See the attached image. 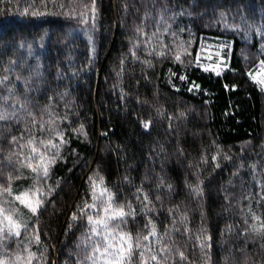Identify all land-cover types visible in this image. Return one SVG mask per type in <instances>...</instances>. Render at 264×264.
Listing matches in <instances>:
<instances>
[{
	"label": "trees",
	"instance_id": "obj_1",
	"mask_svg": "<svg viewBox=\"0 0 264 264\" xmlns=\"http://www.w3.org/2000/svg\"><path fill=\"white\" fill-rule=\"evenodd\" d=\"M56 2L69 5L77 14L89 15L91 0ZM124 5H127L126 12ZM97 8V30L93 33L96 55L92 68L88 66V35L82 31L86 25L78 23L76 18L58 14L37 19L35 23L41 24L42 29L49 32L61 27L65 32H72L75 43L68 50V42L59 34L53 39L60 43L52 45L49 51L37 49L40 63L45 66L44 81L33 79L30 82L33 91L27 97L23 86L17 82L19 100L13 98L7 102L11 104L30 99L31 103H25V107L31 109L37 121L42 118L47 121L45 109L49 103L48 97H52V106L48 110L60 118L67 115L63 123L57 121V125H54L67 129L65 138H70V144L62 149L67 162H57L51 170V179L47 181L51 184L63 178L61 188L51 197L55 201V210L46 205L48 210L39 217L41 244L48 249L44 254L47 264H84L86 252L81 239L89 230L88 222L84 218L73 223L70 216L84 199L91 203L87 178L96 170L97 164L100 166L98 188L106 187L114 193L116 205L131 202L136 210L134 221L129 219L126 225L118 227L132 236L134 245L137 236L142 238L148 234L141 212L142 204L134 195L142 184L152 201L150 207L154 211L151 216L158 233L163 236L165 229H168V235L163 236V240L168 242L170 248L182 251L188 264H205L195 241L201 224V203L207 214L205 223L213 237L210 264H224L225 256L229 257L228 264H246L239 251L241 247L245 248L250 260L260 264L264 259L260 245L264 240L252 234L245 243L241 230L245 229L244 219L249 215V204L251 212L264 221V200H261L264 195L261 190L264 184V92L248 75L264 60L260 52L262 41L254 31L250 39L245 40L243 32L226 29L217 20L219 11L231 9L229 23L245 27L240 21V16L245 15L250 23L259 26L264 19V0H97ZM45 10L49 13L59 11L53 7L51 0ZM181 10L185 14L178 15ZM161 13L179 40L185 42L188 53L183 57L185 66L181 67L170 59L161 62L158 58L148 57L143 51H137L140 60L151 59L155 65L142 73L139 61L132 63L131 56L126 54L130 42L136 39L137 27L151 36L156 32L155 25L160 24V33H163ZM233 16L236 17L235 21L232 20ZM28 23L31 24V20ZM30 31L34 33L35 29L19 25L0 31V77L8 74L5 68L11 67L10 60L22 62L27 58V49H19L17 45L31 39ZM159 38L166 44H172V37L168 34H162ZM211 40L222 41L226 45L224 56L229 67L220 75L204 71L196 63L204 43ZM229 44L231 47L227 46ZM122 57L126 71L123 80L119 81L116 72L120 70ZM35 63V57L27 58V65ZM169 69L176 73L171 77V83ZM57 71L64 72L65 78L57 80ZM74 71L79 73L78 77L72 76ZM17 74L24 79L30 72L27 66L17 67ZM180 75H186L188 80L181 81L178 78ZM191 82L200 85L201 90L187 91ZM173 85L179 89L178 92ZM225 85L229 87L226 89ZM233 85H236L234 90ZM121 87L127 93L124 99L120 96ZM64 92L69 94L62 96ZM4 95L7 92L0 87V96ZM158 108L173 117L171 128L167 119L157 115ZM181 112L185 113L184 117H180ZM20 115L23 122H13L8 127L0 128V156L10 151L19 153L21 158L30 154L27 148L16 149L9 144V132L19 137L22 131L32 127L27 113ZM149 118L152 125L145 130L141 121ZM80 123L85 127L87 140L83 137L77 139L72 133L71 129L78 128ZM102 133H107V136ZM34 135L37 138L41 136L38 127ZM44 135L47 136L46 133ZM26 140L25 133L22 143ZM213 140L230 156L229 160L219 158L217 162L220 168L215 170L211 159L215 152ZM177 147L183 150L182 154ZM72 150L78 155L70 154ZM202 156H207V164L201 162ZM252 164L256 165L254 169L250 167ZM16 167L23 172V178L13 179L11 188L23 186L25 190L31 183L37 185L40 192L47 191L42 182L33 181L30 169L20 168L18 164ZM9 171L4 168L3 174H0V189L8 186L6 174ZM197 172L204 186L202 202L190 194L188 187L196 184ZM158 177H163L164 184L173 185L171 192L164 187L158 189ZM157 195L159 200L156 199ZM8 196L0 195V203ZM169 209L174 210L178 231L172 230ZM180 215L188 217V232L179 225ZM32 222L27 239L22 233L24 244H28L33 235ZM69 223H72L71 229L67 227ZM249 223L253 221L249 220ZM229 225L232 229L226 232ZM257 227H260L259 223ZM29 250L37 258L43 251L35 244L29 245ZM139 250L136 249L137 252ZM9 253L27 257V252L17 250L14 242L9 245L8 252L0 253V257L7 258ZM173 257L172 264H181L175 252ZM138 259L134 255L132 264H138ZM32 264H37V260L33 259Z\"/></svg>",
	"mask_w": 264,
	"mask_h": 264
},
{
	"label": "snow or ice",
	"instance_id": "obj_2",
	"mask_svg": "<svg viewBox=\"0 0 264 264\" xmlns=\"http://www.w3.org/2000/svg\"><path fill=\"white\" fill-rule=\"evenodd\" d=\"M53 7L58 9V12L49 13L45 9L49 3V0H30V2H26V0H0V17H7L6 19H0V31H3L6 27L11 28L17 25L25 27V28H34L35 32H29L31 36L30 40H24L17 45L19 49H27V58L35 57L36 63L33 65H27V58H24L22 62H18L16 60H10L9 64L10 68H5V72L7 75L0 77V87H3L7 92V95L0 96V128L8 127L11 123H21L23 122V117H21L20 113L26 112L27 115L31 118L30 123L32 125L31 129H25L21 132V135L18 137L11 132L8 133L9 144L14 145L16 149H29L30 154L23 156L15 151H10L0 156V174H3V169H10L9 173L6 174V182L7 187L0 189V195L7 194L9 196L12 195L11 192V182L13 179H21L23 178V172L20 171L19 168L16 167L18 164L20 168L27 167L30 169L33 174L32 179L34 182H42L47 191L43 192L39 195L35 200L27 198V191H32L33 188L30 187L24 194H19L14 197L16 201H19L31 216L34 218L32 222L31 231L33 235L29 239L28 244H24L21 237L22 232L24 234V238H28V233L30 231L29 225L24 222L20 217L16 219L13 218V214H15V209H8L7 211L12 214H5V209L0 207V253L8 252V247L11 243H15L16 249L27 252V257L25 258L22 255L9 253L7 258L0 257V264H32L33 259L37 260V264H47L44 254L47 253V246L41 244L40 234H39V217L40 215L48 210V206H51L55 210V201L51 199L53 195L57 193V189L61 188L62 179H57L53 183H47L48 180L51 179V170L57 164V162L66 163V158L62 155V149L66 148L70 144V138H65V132L67 129L60 128L57 125V121L63 123L64 120L67 119V115L63 118H60L58 114H54L50 109L52 106V97H48V106L45 109L47 111L48 120L45 121L43 118L40 121H37L35 118V114L31 111V109L25 107V103H31L30 99L25 100L24 102L18 103H7L10 99L19 100L18 93L16 91V83L19 82L23 86L25 90V96L27 97L29 93L33 91L30 87V82L35 79L36 81L43 82L45 79V66L40 63L39 53L37 49L49 51L52 45L59 44V40H54L53 37L59 34L63 35V39L67 41V49L70 50L71 46L75 43V38L72 32H65L63 27L54 30L53 32H49L48 30L42 29L41 24L35 23L37 19H43L49 15H64L66 18H76L77 22L80 24H84L87 27L83 29L88 35V45H89V59L88 66L92 68L96 55V47L95 41L93 39V33L97 30V20H98V8H97V0H91V5L88 9L89 15L85 16L83 13L77 14L69 5L57 3L56 0H51ZM10 6V7H9ZM126 12L127 5L123 6ZM220 7V5H218ZM15 10V11H12ZM231 9L222 10L218 13L217 23H222L226 29H231L235 33H244V39L249 40L252 32H256L257 35L261 37V45L260 52L264 55V19H262L259 26L256 24L250 23L248 17L245 15L240 16L241 24L245 25V27H241L236 23H229V13ZM178 15L185 14L184 10H181ZM191 15V13H188ZM26 18V19H22ZM147 18V17H146ZM236 17L233 16L232 20L235 21ZM31 20V24L28 21ZM51 23V21H48ZM161 23L164 25L163 33H160V24L155 25L156 32L152 33L149 36L148 33L144 32L141 27H137V36L135 41L130 42L128 56H131L132 63H136L139 61L142 69V73L146 72L148 69L154 68L155 65L152 63L151 59H143L140 60L137 56V51H143L146 53L148 57L158 58L161 60H172L174 63H178L181 67L185 66V60L183 57L187 55V47L185 46V42L179 40L177 33L171 29V25L167 24L163 19V13H161ZM182 32L183 29H180ZM162 34H168L172 37V44H166L163 40L159 38ZM35 46V47H34ZM231 47V45H227ZM69 61H71V57H69ZM27 66L30 72V75L27 78L22 79L19 74H17V67ZM260 66L264 69V60L260 61ZM208 71L207 68L204 69ZM126 71L125 68V59L122 57L120 60V70L116 72L117 79L119 81L123 80L124 73ZM215 71V69H214ZM217 75H220V72H216ZM78 72H73V77H78ZM251 76V73H248ZM14 76L15 79H11ZM176 76V73H173L171 69H169V83H171V77ZM55 78L57 80H62L65 78V73L62 71H57L55 74ZM181 81H187L188 77L186 75H180L178 77ZM255 80V77H252ZM147 79V76H145ZM259 85H261V91L264 92V79L256 81ZM226 89L229 87L228 85L224 86ZM175 88V85H173ZM233 90L236 88V85L232 86ZM37 91L39 88L36 89ZM178 92L179 89L175 88ZM201 90L200 85L195 82H191L187 88V91L191 92H199ZM45 96H47V90H45ZM69 93L64 92L61 95L66 96ZM127 93L124 89L120 88V96L121 99L126 97ZM9 109H11L9 111ZM157 115L161 119H167L169 121V128H171V123L173 117L171 115L166 114L162 109H156ZM180 117H184L185 113H179ZM69 127H71V122L69 121ZM141 124L143 129H150L152 125V120L149 118L148 120H142ZM39 128L41 132V136L37 138L34 135L35 129ZM72 133L80 139L83 137L84 140H87V132L85 131V127L83 123H80L78 128H72ZM25 133L27 135L26 142L25 141ZM47 134L45 137L44 134ZM147 134H151L148 132ZM103 136H107V133H102ZM58 141V142H57ZM250 143V142H248ZM212 144L215 146V152L211 156L212 161L214 162L213 170L220 168V163H218L219 158H223L224 160H229L230 156L223 151L222 146L217 145L213 140ZM177 151L181 154L183 150L177 147ZM161 153H163V145H161ZM76 154L75 150H72V153ZM160 153H158L159 155ZM78 155V154H76ZM15 156V161L13 157ZM37 162L33 164V162ZM201 162L204 164L208 163L207 156L201 157ZM87 163V162H85ZM163 164V161H161ZM240 167H243L241 165ZM251 168H255L256 165H250ZM71 172V169H69ZM100 166L97 164L96 170L92 175L88 176V184L89 191L91 196V203L88 202L87 199H84L81 204L76 206V211H74L70 220L74 223L79 219L86 218L87 226L89 232L82 237L81 244L85 245L86 256L84 259V264H132L134 255L138 256V264H172L173 261V253L175 252L178 255L181 264H188L187 257L184 256L182 251L178 249H172L169 247L167 241L163 240V236L168 235V229H165L163 236L158 233L156 225L152 220V212L154 211L152 205V201L149 199V196L143 190V185L137 187L135 195V199L142 204V215L146 220L145 228L148 230V234L143 236L142 238L137 236L135 245L133 244V238L130 234H127L121 229L118 232H112L111 229L114 227H119L120 225H126L129 219L135 220L137 215L135 208H133L131 202H128L126 205H116L114 193L109 191L106 187H103L99 190V200H98V185L97 180L99 177ZM14 174V175H13ZM237 173H233L236 175ZM160 181L158 185L159 187H164L169 192L172 191L173 185L171 183L164 184L163 177H158ZM231 180H229V184H231ZM101 184L103 181L101 180ZM185 184L188 182L185 180ZM189 192L192 196L196 197L198 202H202L204 200V186L203 181L199 179V172H197V182L193 185H188ZM37 192H39V188H35ZM62 190V189H61ZM261 190L264 192V184L261 185ZM159 195H157L156 199L159 200ZM227 200V196L225 197ZM261 200H264V195L261 196ZM146 202V203H145ZM99 204V207H98ZM115 205V206H114ZM125 207L127 211H125ZM249 215L245 217V229L241 230V235L243 236L245 243L250 235L255 234L259 236L262 240H264V221L251 212V204H249ZM101 210L103 212L102 218L94 219V216L100 217ZM169 214L172 219V230L178 231L177 220L175 215L173 214L174 210L169 209ZM201 224L198 232L195 234V241L198 243V247L201 253L202 260L205 264H210L211 262V250L213 247V237L209 228L207 227L205 221L207 220V214L203 211V203H201ZM249 220L253 221V223H249ZM257 223H259L260 227H257ZM188 217L186 215H180L179 217V225L184 228L185 232H188L187 228ZM69 229L72 227V223H69L67 226ZM232 226L229 225L228 228L225 229L226 232H230ZM103 234V239L107 241L105 243L103 251L100 246L96 243L95 237H99ZM113 237L119 240V244H114ZM87 238H92V243H87ZM191 238V237H190ZM153 239L155 242V248H153ZM146 242V243H145ZM223 242V241H222ZM35 244L43 249L39 258L36 257L35 253H32L29 250V245ZM136 249H140L138 252ZM261 251H264V243L260 245ZM239 251L243 254L246 264L250 261V264H256L255 260H250L247 252L244 247H241ZM235 255V253H233ZM224 264H228L229 257L225 256ZM260 264H264V259L260 261Z\"/></svg>",
	"mask_w": 264,
	"mask_h": 264
},
{
	"label": "rangeland",
	"instance_id": "obj_3",
	"mask_svg": "<svg viewBox=\"0 0 264 264\" xmlns=\"http://www.w3.org/2000/svg\"><path fill=\"white\" fill-rule=\"evenodd\" d=\"M226 45L222 41H216V40H211L207 41L204 43V46L201 48L200 53L197 57V65H199L203 70L205 68L208 69V71L214 72L216 74L217 71L220 72V74H223L224 71L228 69V62L227 58L224 56V51H225ZM215 69V71H214ZM205 71V70H204ZM250 79L251 81L259 86L261 88V85H259L256 81L264 79V69L261 68L260 63L257 66V69L251 72ZM255 77V80L252 78ZM14 187V186H13ZM30 187L33 188L32 191H27ZM37 188V185H31V183L26 186V189L23 190V186H17L16 189L11 188L12 195L6 197L3 203H0V207H3L6 211L5 214H12L9 213L7 210L8 209H15V214H13V218L16 219L17 217H20L24 222H26L28 225L33 220V217L31 214L28 212V210L20 204L19 201H16L14 197L19 194H24L27 191V198H30L32 200H35L39 195L42 194V192H37L35 190ZM14 189L16 191V194L14 193ZM101 188H98V200H99V190ZM115 206V205H114ZM99 207V204H98ZM103 212L101 210L100 217L94 216V219L102 218ZM112 232H118L120 231V228L114 227L111 229ZM89 230L87 231V233ZM23 233V232H22ZM96 243L100 246L101 250L103 251L105 241L103 239V234L99 237H95ZM113 242L114 244H119V240L115 237H113ZM88 244L92 243V238H89V241L87 242Z\"/></svg>",
	"mask_w": 264,
	"mask_h": 264
}]
</instances>
